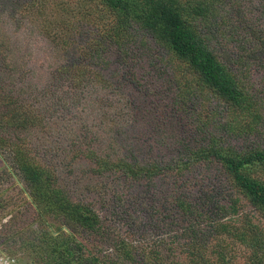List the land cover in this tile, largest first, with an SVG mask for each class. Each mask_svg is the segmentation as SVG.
<instances>
[{"label":"trees","instance_id":"trees-1","mask_svg":"<svg viewBox=\"0 0 264 264\" xmlns=\"http://www.w3.org/2000/svg\"><path fill=\"white\" fill-rule=\"evenodd\" d=\"M96 1L99 7L84 13V3L73 5L67 0H5L7 10L9 7L13 9L15 4H20L24 8L37 9V14L41 11L43 30L49 29L50 24L58 25L65 12L74 16L88 15L89 18H94L95 11L100 9L103 17L110 19L106 27L93 19L92 27L78 34L81 40L65 41L66 46L77 50V55L73 54L72 60L65 58L61 64L48 72L45 78L37 79V85L25 78V73L31 71L23 69L26 63L21 69L16 68L17 71L20 70L16 74L18 78L13 80L12 77L9 83L5 82V77L0 81V132H14L12 138H0V149H6L9 167L25 181L31 199L41 208L39 227L45 235L46 243L39 258L40 264H233L230 253L225 251L226 241L222 239L226 227L223 221L227 214H240L241 194L264 215V181L252 176L255 169L264 170V146L243 150L233 146L215 147L212 144L216 142L217 132L210 130V136H213L211 141L207 138L193 139L191 141L198 143L200 147L189 155L181 153L179 156L168 158L165 163L151 153L145 161H139L135 155L131 160L124 156L118 157L120 149L132 152L136 147L126 141L125 133L129 131L123 132L111 125L113 122L117 125L120 123V114H115L116 117L110 115L106 107V100L110 95H106L105 90L102 92V88L110 84L112 76L118 77L115 87L113 86L115 98H110L116 108H124L130 111V114L137 112L134 104L139 100L133 92L144 93L146 84L139 77V67L131 60L138 53H133L130 45L142 48L144 45L138 40V36L140 31H144L165 46L173 58L182 60L188 68L187 71L191 70L193 77H188L185 81L183 72L180 74L178 70L168 77L165 76V68L162 70L159 63L150 61L149 66L142 64L148 72H157L163 77L161 87L155 89L163 88L165 92L171 89L175 92L172 103L177 110L181 111L186 106L185 93L194 99L199 93L198 90L203 92L204 89H209L223 98L235 111L250 109L247 114L249 118H241L236 123L237 127L251 124V119L257 121L250 118V115L260 113L262 90H256L254 95L250 93L248 86H241L242 78L239 80L238 72L228 65L233 61H222L206 37L207 21L215 12L220 0ZM2 6L0 1V22L3 21V16L7 15ZM12 16L17 22L21 20L15 14ZM65 24L67 30H81L77 29L70 19L65 20ZM58 30L56 26L54 35L60 34ZM7 41L11 43V39ZM7 41L0 38V64L1 61L2 64L7 63L10 57L6 51ZM111 53L117 56L118 64L114 68L108 67V57ZM146 53L149 51L141 52V56ZM159 60L161 62L160 58ZM107 79L110 82L105 84ZM29 84L33 86L30 95H27L26 88ZM150 90L147 89L144 94L151 92ZM95 92H101L95 100L101 109L100 112H97L95 105L90 102ZM255 96V103L259 101V104L255 105L252 112ZM74 109L79 113L70 116L73 121V116L79 115L77 123L68 121L67 124H61L59 140L55 135L44 137L41 133H31L30 130L34 126L44 128L51 119L61 118L59 112L64 117L66 112H74ZM235 111L228 114L229 119L226 121L231 126L237 121ZM87 117L95 118L96 123ZM55 123L58 124L55 121L54 125ZM204 124L208 128L214 126V123ZM19 131H29L31 139L17 137ZM143 141L149 145L148 149L152 150L154 143L146 142V139ZM185 141V138L178 135L173 140V145L179 148ZM57 149L65 153H61L64 158L71 155L73 158L92 163L90 171L95 170L94 172L102 174L103 170L112 169L118 178L122 177L128 184L131 181L152 179L158 174L174 176L171 191L159 190L157 196L147 194V198L150 197L152 202L140 203L138 211H133L135 213L131 215L124 209L119 211L115 208L113 214H122L125 219L129 216L135 226L144 225V230H148V226L153 224L162 236L175 230L176 239H182L176 246V252L163 241L157 243L145 257L136 252L135 246L127 244L120 232L107 233L115 231L116 227L103 225L105 217L98 211L95 202L87 199L73 200L70 191L60 185L59 172L55 173L52 166L47 165L46 150ZM37 150L40 160L38 155H35ZM57 156L56 153L55 158ZM201 161L221 164L230 181L222 183L219 178L207 177L203 170L194 169L193 166ZM53 164L57 168L55 162ZM209 180L214 183L207 185ZM197 184H203L200 192L194 189ZM234 187L239 193L235 192ZM95 189L103 191L105 187ZM43 205L45 207H42ZM141 212H146V219L139 215ZM51 218L59 221L55 228ZM242 218L241 224L232 227V239L235 237L254 248L252 264H264V228L254 223L247 213H243ZM202 240H208V243L209 240L212 241L215 246L212 253L204 255ZM229 245L231 246L230 243ZM106 250H112L117 255L113 258L99 256Z\"/></svg>","mask_w":264,"mask_h":264},{"label":"rangeland","instance_id":"rangeland-1","mask_svg":"<svg viewBox=\"0 0 264 264\" xmlns=\"http://www.w3.org/2000/svg\"><path fill=\"white\" fill-rule=\"evenodd\" d=\"M0 1H2V7L6 9L4 11L7 13L3 16V21L0 22V38L6 41L11 39V43L7 41L8 49L6 50L10 57H8L7 63L2 64L3 61H1L0 64V81L5 77L6 83H9L12 77L13 80L16 77L18 78L19 76L16 74L20 70H17L21 69L26 63L23 69L31 71L25 73L24 76L37 85V79L42 80L45 78L46 74L55 66L61 64L65 58L72 60L73 54L77 55V50L66 46L65 41L81 40L78 34H81L82 30L90 29L93 19L104 26L110 20L103 17L100 9L95 11L94 18H89L88 15L74 16L69 12H65L58 25L53 23L50 24L49 29L43 30L41 11L37 14V9L24 8L20 4L13 5L14 10L10 7L7 10L5 0ZM67 1L73 5L84 3L82 5L84 13L99 7L96 0ZM14 14L21 18L19 22L13 18L12 15ZM68 19L74 23L77 29L81 28V30H67L65 20L68 21ZM56 26L60 34L54 35ZM139 33L138 40L144 46L138 49L136 45H130L131 51L138 53L136 56H133V54L131 60L139 67V69L137 68L139 77L146 84L144 93L147 89L152 88L151 92L148 93L147 91L146 94L133 92L139 100L138 103L134 104L138 110L136 113L130 114V111L124 108H116L112 98H110L114 96L113 86L116 84L118 77L112 76L111 82L107 79L104 83L110 82V84L108 87L102 88V92L105 90L107 92L104 93L110 95L106 100V107H108L110 115L116 117L115 114L118 113L121 118L118 125L115 122L111 125L114 128H120L123 132L125 130L129 131V133H125L126 141L133 143V146L136 147L132 152L120 149L118 157L124 156V158L131 160L134 159L133 156L135 155L139 161H145L151 153L159 161L165 163L168 158L179 156L181 153L189 155L197 147H200L198 143L191 141L193 139L203 140L207 138L211 141L213 136H210V130L217 132V135H215L216 142L212 144L215 147L229 148L233 146L243 150L264 146V0H220L215 12L209 16L205 30L209 44L219 54L220 59L224 62L227 59L233 61L228 65L238 72L239 80L242 78L241 86H248L251 89L248 90L254 95L256 90H262L260 104L259 101L255 103V96L251 109L253 112L255 105L259 104L260 113H258L259 115L255 113L250 115V118L257 121L251 119V124L245 127L239 128L236 123L241 118H247L250 109L235 111L223 98L213 94L209 89H204L203 92L198 90L199 93L196 94L194 99L185 93L184 102L186 106L181 111L177 110L172 103L175 92L171 89L167 92L163 88L161 90L155 89L161 87L163 77L158 75L157 72H148L142 64L149 66L150 61L151 63L154 61L155 64L159 63L162 70L165 68V76L168 77L174 75V72L178 70L180 74L183 72L182 77H185V81L188 77H193L190 74L191 70L187 71L188 68L182 60L173 58L165 46L156 42L147 33L144 31ZM19 47L20 52L18 51ZM124 47L129 49L127 46ZM145 51H149V53L141 56V52L145 53ZM116 57L114 53L109 54V68H114L118 64ZM32 86L31 84L27 86V95H30ZM19 87H21L20 84ZM174 88L177 89L175 85ZM100 93L95 92L90 100L91 104L95 105L94 109L97 112H100L101 109L98 108L99 105H96L95 100L98 99ZM27 95H24V97H28ZM233 111L237 115V121L235 125L231 126L226 121L229 119L228 114ZM59 113L61 118L58 119L57 117L54 120L50 118L51 120L44 128L34 126L30 130L31 133H41L44 137L55 135V138L59 140L61 124H67L68 121L73 124L77 123L79 115H74L73 121L70 115L79 112L74 109V112H66L64 117L61 112ZM87 119L94 120L95 118L87 117ZM55 121L58 124L55 123L54 125ZM93 122L96 123L95 120ZM204 122L211 125L214 123V126L208 128ZM223 125L226 126L223 127ZM0 133V138H12L14 136L13 130H1ZM178 135L185 138L186 141L179 148H176L173 145V140ZM16 136L31 139L29 131H19ZM144 139H146V142L151 141L154 143L152 150L148 149L149 145L144 143ZM51 145L55 146L52 143ZM5 150L0 149V264H40L39 258L46 243L44 240L45 235L41 233L39 227L41 208L31 199L25 181L22 178L20 179L13 168L9 167L6 158L8 152ZM57 150H46L47 165L52 166L55 173L59 172L60 185L70 191V197L73 200L87 199L95 202L96 208L105 217L103 225L107 227V224H110L111 227H116L115 231H108L107 233L120 232L126 243L135 246L136 252L145 255V257L157 246V243H163V241L176 252V246L182 239H176L175 230L171 234V231L168 230V234L162 236L160 230L153 227V224L148 226V230H144V225L135 226L129 216L125 219L122 214L118 216L113 214V208H115L119 211L124 209L127 214L131 215L138 211L140 203L150 204L152 202L150 197L147 198V194L151 193L153 194L151 196H157L156 193L159 190L171 191L174 176L158 174L152 179L131 181L128 184L127 180L124 181L122 177L118 178L112 169L103 170L102 174L94 172L95 170L90 171L89 167L93 165L92 163L73 158L71 155L64 158L61 153H65ZM55 152L58 154L57 158H55ZM35 155H38V150ZM37 158L40 160L39 155ZM54 162L57 168H55ZM193 167L197 171L203 170L207 177L219 178L222 183L230 181L224 167L217 162L201 161ZM186 175L189 176V174ZM252 176L264 181V170L257 168L252 172ZM210 182L212 180L207 181V185H212L209 184ZM202 185L197 184L194 189L200 192ZM101 186H104L105 190L96 191L95 187L98 189ZM234 190L239 193L237 188L234 187ZM241 197L240 214L236 216L227 214L224 218L223 223L226 227L222 239L226 241L224 244L227 248L224 249L226 253H230L233 264H252L254 248L235 237L232 239L231 230L235 225L242 223L243 213H247L254 223L264 228V215L250 204L245 195L241 194ZM42 207H45V205ZM139 215L143 219L147 217L146 212H141ZM51 223L54 228L59 225V221L55 218H51ZM206 223L208 226L209 222ZM211 243V240H209V243L208 240H202L201 245L204 255L210 254L214 250L215 246ZM219 250L221 249L219 248ZM115 255L117 254L113 253L112 250H109V252L106 250L105 253L99 254L103 258H113Z\"/></svg>","mask_w":264,"mask_h":264}]
</instances>
